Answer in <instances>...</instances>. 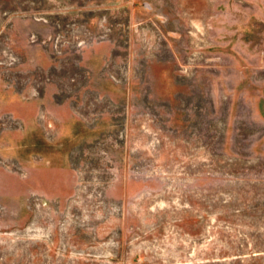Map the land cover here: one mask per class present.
Returning a JSON list of instances; mask_svg holds the SVG:
<instances>
[{"label":"rangeland","instance_id":"1","mask_svg":"<svg viewBox=\"0 0 264 264\" xmlns=\"http://www.w3.org/2000/svg\"><path fill=\"white\" fill-rule=\"evenodd\" d=\"M0 264H264V0H0Z\"/></svg>","mask_w":264,"mask_h":264}]
</instances>
